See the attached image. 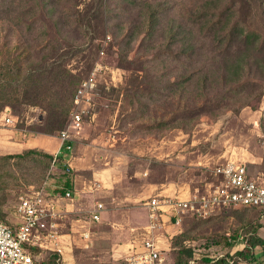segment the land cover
<instances>
[{
    "label": "rangeland",
    "instance_id": "obj_1",
    "mask_svg": "<svg viewBox=\"0 0 264 264\" xmlns=\"http://www.w3.org/2000/svg\"><path fill=\"white\" fill-rule=\"evenodd\" d=\"M117 1L102 0L98 15L89 16L92 8L84 22L77 23L75 18L80 15H77V10L84 12L95 0H57L61 10L59 12L63 16V29L73 39L60 37L53 24L45 19L47 31L37 47L46 44V39H49L51 45H54L55 40L59 41L61 47L58 53L65 54V67L80 76V81L91 73L94 66L97 65L99 69L90 98L77 105L72 98L69 109V112L73 109L81 110L82 129L74 142L67 170L76 191L75 199L58 224L62 233H68L70 250L64 259L59 257L57 264H129L130 255L139 250L141 233L147 224L145 202L157 194H169L181 187L202 186L203 182L212 180L213 166L226 158L245 160L253 174L264 173V132L260 125V118L264 115V93L238 111L228 109L215 118L203 113L193 115L195 110L190 108L187 111L191 120L178 118L176 121L179 115H185L178 113L183 100L180 101L176 93L169 94L167 100L161 99L141 108V104L135 102L133 92H136L135 88L138 90L147 86L144 85V72L140 69V59L145 56L138 46V39L129 43L122 39L120 33L114 36L115 21L109 18L107 7L110 5L115 10ZM147 1L138 0L136 4L122 1L117 4L125 10V16L121 19L122 29L128 26V21L130 23L133 17L130 12L141 2ZM240 1L244 0H238L239 6ZM185 2L186 5L190 4ZM73 10H76V14H73ZM263 21L258 25H261L264 33ZM142 22L138 19V26ZM22 28L15 22L0 24V60L7 55H16L20 48L34 42L32 38L37 29L23 34ZM19 33L23 35L19 37ZM71 40L80 42L83 49L77 52ZM43 53H46V63L58 58L54 50ZM116 69L118 72L112 78ZM8 115L13 118L9 124L5 121ZM46 116L47 112L40 104L23 102L19 107L4 106L0 111V155L21 153L27 148L51 153L49 150L56 141L59 143V139L58 132L46 133L40 130ZM182 121H187L186 129L180 127ZM49 140L53 144L50 147L47 145ZM10 163L12 176L16 174L27 177L31 179L30 185L40 180L37 175L39 172L33 164L26 169L27 164L23 165L15 159H11ZM52 169L49 180L53 184H61L65 175H61L57 168ZM4 176L10 175H1L0 180ZM23 178L17 179L18 184L25 183ZM93 182H98L99 186L87 189ZM18 184L12 186L11 191L0 189V194L6 199L2 208L6 210L10 221H15L14 215L9 213L10 206L15 204L18 195L26 188V183L24 186ZM45 191L49 190L46 188ZM95 201H101L105 208L99 221L85 224L89 237L83 239L80 235L84 230L83 221L79 219L87 218V210ZM226 211L214 209L209 216H217ZM246 217L251 220V224L248 223L250 226L247 225L240 234L259 224L256 233L263 238L264 222L258 223L252 211ZM192 219L195 218L186 215L179 225L171 224L173 221L167 218L161 220V228L158 227L154 232L161 239L162 261L158 264H173V258L182 246L190 247L193 258L197 259L201 254L218 258L241 246L237 244L228 248L221 237L223 233L228 237V228L238 223V219L231 214H225L219 232L214 236L216 241L208 242L211 229H204L202 225L176 242V236L190 226ZM253 251V259L238 264H264L261 248L257 246ZM47 253V250H41L36 254L37 260H44L46 264L49 257Z\"/></svg>",
    "mask_w": 264,
    "mask_h": 264
},
{
    "label": "trees",
    "instance_id": "obj_2",
    "mask_svg": "<svg viewBox=\"0 0 264 264\" xmlns=\"http://www.w3.org/2000/svg\"><path fill=\"white\" fill-rule=\"evenodd\" d=\"M56 1L0 0V24L18 23L23 27V34L37 29L31 45L20 48L16 55H7L0 60V111L6 105L19 107L23 102L40 104L47 112L44 126L40 130L46 133L61 130L68 118L73 94L81 79L65 67L63 63L65 54L58 53L61 47L59 41L55 40L54 45H51L49 39H46V44L37 48L47 31L45 19L53 24L60 37L73 39L68 36L67 30L63 29V16ZM122 1L136 4L138 0H118L116 6ZM101 3L102 0H95L94 4L84 12L77 10V15H80L75 21L83 23L92 8L89 16L98 15L101 12ZM189 3L186 5L185 0L141 2L130 12L133 17L130 23L126 19L128 26L123 29L121 19L125 16L124 8L115 6L114 10L110 5L107 7L109 18L112 17L115 21L114 36L120 33L122 39L129 43L138 39V46L145 56L144 59H140L142 64L140 69L144 72V85L147 86L144 89H134L135 102L141 104V108H145L150 103H156L161 99L167 100L169 94L176 93L177 98L183 100V106L178 113L185 114L179 115L176 121L178 118L191 120L187 111L190 108L195 110L193 115L203 113L214 118L228 109L235 112L264 93V33L261 25H258L262 19L264 20V0H251V2L244 0L240 1V6L238 0H192ZM72 12L76 14V10ZM111 12L112 15H109ZM141 16L143 17L140 18ZM138 19L143 21L141 26H138ZM262 25L264 26V21ZM23 34L19 33V37ZM72 45L77 52L83 49L81 43L76 40ZM50 50H54V54L62 61L56 58L46 63V53L42 54V52ZM187 121H182L180 127L186 129ZM260 125L264 132V115L260 118ZM11 159L23 165L27 164L26 169L31 164L36 167L40 180L33 186H40L44 180L54 183L49 178L52 175V168L54 170L57 168L61 171V175L65 176L60 184L62 186L59 185L61 188L57 183L55 187H51L52 193L73 187L66 170V158L62 152L54 155L35 148H27L21 153L0 155V176L5 173L10 175L4 176V179L3 176L1 177L2 190L6 188V191H11L12 186L18 184L17 179L23 178L16 174L12 176ZM19 169L21 170L20 167ZM247 172L254 173L249 164ZM29 180L31 179L23 178L26 187L30 185ZM25 183L19 182L18 185L24 186ZM1 195L0 219L10 224L12 221L7 219V212L2 208L6 199ZM221 209L227 211L217 216L208 215L205 218L191 216L195 219H192V223L182 234L176 236V242H180L189 231L193 232L197 226L202 225L204 229H211L208 242L216 241L214 236L219 232L225 214H231L238 219V223L228 228V237L223 235L224 233L221 237L228 248L237 244L241 246L218 258L201 254L198 259L193 258L190 247L182 246L174 256L173 264L203 262L238 264L253 259V250L257 246L264 253V237L256 233L259 224H256L254 229L251 228L240 234L251 224V220L246 217L249 211L254 212L259 220L258 209L249 206L239 208L226 206ZM259 222L264 221L259 220ZM31 251L35 255L41 250L33 247ZM47 254L49 257L46 264H57L56 254L51 252ZM38 263L44 264V260H39Z\"/></svg>",
    "mask_w": 264,
    "mask_h": 264
},
{
    "label": "built area",
    "instance_id": "obj_3",
    "mask_svg": "<svg viewBox=\"0 0 264 264\" xmlns=\"http://www.w3.org/2000/svg\"><path fill=\"white\" fill-rule=\"evenodd\" d=\"M98 70L97 65L94 66L91 73L77 85L73 95L74 104L90 98ZM115 72L118 70L113 71L112 78ZM5 121L12 123L13 118L8 115ZM81 129V110L73 109L69 112L65 127L58 132L59 145L53 153L64 154L66 170L70 167L74 142ZM258 173L248 174L245 160L226 158L213 166L212 180L203 182L202 186L181 187L172 193L157 194L148 199L145 202L147 224L141 233L139 250L130 255L129 264L161 263V239L154 232L161 228L160 222L166 218L173 221L171 224L179 225L186 215L205 218L212 210L221 207L249 206L257 208L259 220L264 221V173ZM49 184L48 180H44L38 187L27 186L18 195L15 204L10 206L9 213L14 215L15 221L9 224L0 219V264H39L36 254L31 251L33 247L56 254V261L60 256L64 259L70 250L68 233H62L58 224L70 210L76 191L74 187H68L63 188L62 192L52 193ZM98 186V182H93L87 189ZM104 208L101 201H95L87 210V218L79 219L83 221L84 230L80 233L83 239L89 237L85 224L99 221Z\"/></svg>",
    "mask_w": 264,
    "mask_h": 264
},
{
    "label": "crops",
    "instance_id": "obj_4",
    "mask_svg": "<svg viewBox=\"0 0 264 264\" xmlns=\"http://www.w3.org/2000/svg\"><path fill=\"white\" fill-rule=\"evenodd\" d=\"M10 135H11V134H10ZM10 142L13 143V141H10ZM50 143H51V141L49 140V142H47V145H49L48 147H50V146L53 145V144H50ZM58 145H59V143L56 141V143L53 145L54 147H53L52 149H50L49 151H50L51 153H53V152L57 149ZM59 185H60V184H58L57 186H59ZM49 186H50V189H51V187H52V186H55V184L50 183ZM60 186H62V185H60ZM62 188H63V187H62Z\"/></svg>",
    "mask_w": 264,
    "mask_h": 264
}]
</instances>
